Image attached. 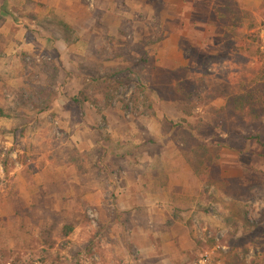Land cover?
<instances>
[{
	"label": "rangeland",
	"instance_id": "rangeland-1",
	"mask_svg": "<svg viewBox=\"0 0 264 264\" xmlns=\"http://www.w3.org/2000/svg\"><path fill=\"white\" fill-rule=\"evenodd\" d=\"M26 1L0 0V34L3 37L0 75L3 79L11 78L5 83L11 90L25 88L34 82L35 69L30 67L33 60L51 59L73 75L74 67L81 61L79 57L84 55L83 41L66 48L62 41L46 40V34L28 18L33 13L42 17L50 9H57L67 22L81 29L78 33L81 36L84 29L86 32L91 29V36L98 35L100 27L94 26L97 12L104 13L100 21L107 26L110 36L115 35L119 18L131 20L133 32L149 29L145 24L149 9L145 0H30L46 9L31 8ZM181 1L169 0L170 8L178 12ZM187 1L192 3L187 5L191 21L189 18L188 23H183L187 36L181 40V28L171 24L173 32L150 52L155 54L157 66L169 70L194 67L193 61L179 50V40L182 44L200 46L197 55L215 53L211 48L214 38L205 27L200 30L193 27L191 16L193 12L212 11L213 0ZM238 1L243 8L254 11L259 17L257 22L263 21L260 36L264 43V8L259 9L264 0ZM174 16L170 19L174 20ZM195 30L199 31L196 36ZM133 36L137 38L139 34L134 32ZM108 64L106 66H114ZM251 65L247 64L241 74L249 77ZM239 69L235 63L218 67L213 64L207 67L210 74L207 79L216 81L219 74L235 80L241 76L236 71ZM188 74L194 77L192 72ZM141 76L140 72H132L128 78L142 82ZM63 79L60 74L58 82ZM59 84L53 88L57 97L50 111L32 120L27 127L29 131L18 136L15 142L8 131L16 121L0 119V142L4 141L2 154L14 149L8 153L11 164L7 177L0 169V260L5 248L12 255L10 260L19 256L23 264L32 261L41 264L38 260H45V264H226L232 249L240 254L245 264L261 260L264 244L260 241L264 236L258 235V231L264 232V161L259 157L258 146L246 145L243 155L219 147L198 150L202 160L209 163L204 167L206 172L202 165L193 172L186 159L190 156V148L199 143L189 139L188 133L204 134V140L211 143L218 141L217 119L210 114L209 106L197 102L188 116L176 113L170 105L152 106L149 110L133 109L130 104L133 86L121 85L112 92V102L104 104L97 99L93 103L90 99L77 107L69 99L84 89L81 80L73 75ZM6 92L0 83V108L4 112L7 107L13 108L12 97ZM211 106L217 108L221 101ZM31 112L29 114H33ZM173 125L182 127L174 128ZM117 141L127 142L128 148L132 147L130 155L126 160H114L107 154L104 157L107 167L100 174L99 185L92 184L89 179L81 182L71 167L63 166L66 154H94L97 144L109 147ZM88 164L85 159L83 165ZM159 166L167 169L173 198L168 207L163 204L156 208L152 194H158L159 190H154L156 184L151 186V180ZM79 182L85 185L75 193L72 185ZM38 188L46 194L44 197L38 196ZM137 192L146 194L143 206H140V198L134 199ZM37 201V205H45L60 214L55 220L58 227L62 222L75 224L66 239L59 237L55 230L51 235L52 249L42 244L41 236L36 237L35 229L33 235H29L27 220L13 215L17 208ZM159 209L164 211L163 224L158 221ZM45 219L47 226L50 220L49 217ZM239 238L244 240V246H237L235 241Z\"/></svg>",
	"mask_w": 264,
	"mask_h": 264
},
{
	"label": "trees",
	"instance_id": "trees-1",
	"mask_svg": "<svg viewBox=\"0 0 264 264\" xmlns=\"http://www.w3.org/2000/svg\"><path fill=\"white\" fill-rule=\"evenodd\" d=\"M145 2L149 6L145 19V24H148L149 29H135L134 32L139 34L137 38L133 36L131 20L125 18L117 20L119 26L115 35H108L107 26L100 21L104 16L103 12L95 14L94 26H99L100 30L98 35L93 36L90 35L91 29L88 32L86 29L82 30L83 36L78 35L81 29L67 22L65 15L58 14L59 11L54 8L42 17L36 13L28 17L39 31L46 34V40L49 42L62 41L65 47L69 48L83 41L84 55L79 57L81 61L74 67L73 75L81 80L84 89L69 101L77 107L87 103L90 99L93 103L99 99L106 104L112 102L113 93L121 85H132L134 92L131 94L130 104L133 105V109L140 107L143 110H149L152 109V106L170 105L176 113L180 112L188 116L195 103H203L205 106H209L210 114L217 119L218 141L217 144L211 143L204 140V134H196L193 131L188 133L189 139L199 143V146L190 148L188 151L190 156L186 159L193 172L197 171L199 165H202L203 171L206 172L204 167L209 162L202 160L201 154H198V150H204L206 147H219L243 155L246 145L253 144L259 147L261 151L259 157L264 161V49H262L264 43L260 36V27L263 26V21L257 22L259 17L254 15V11L243 8L238 0H213L212 11L191 14V16L193 15V27H198V30L205 27L206 32L209 31L211 37L214 38V43H212L214 47L211 48L215 53L206 56L197 55L196 52L197 49H201L200 46H190L181 42L187 36L184 33L186 30L183 23H188L190 18L187 5L192 3L182 0L178 12H176L170 8L169 0H145ZM25 3L31 8L46 9L41 4L30 0ZM263 5L259 7L260 10L264 8ZM88 16L93 18L92 14H88ZM171 16H174L175 19H170ZM171 24L179 26L181 32L184 31L179 36L181 40H179L178 48L183 56H188L193 61V68L165 69L157 66L153 56L155 54L151 55L152 49L166 40L168 35L173 32V29L170 28ZM198 30L194 31V36L198 35ZM85 35L87 39H82ZM2 42L3 37L0 34V43ZM23 56L25 57V55ZM37 61L33 60L30 66L35 69L33 76L35 80L25 88L21 86L16 90H11L5 84L6 80L11 78L3 79L0 75V83L3 85L4 91L9 93L6 92L7 95L12 97L11 104L13 106L12 109L5 108L6 112L0 108V119L9 118L16 121L15 126L8 131L14 142L18 136L21 137L29 131L27 127L32 120L36 121L38 115L50 111L52 103L57 97L53 88L59 87V83L64 84L67 77L73 76L71 73L65 72L60 63L51 59ZM107 63H113L114 66H106ZM229 63L239 65L240 69L236 71L240 74L245 70L244 67H247V64H252L249 77L241 74L239 78L232 80L217 74L216 81L207 79V76H210L207 73V67L213 64H217L218 67ZM132 72H140L142 82L128 78ZM189 72H192L194 77L190 78ZM60 74L64 77L62 82H58ZM203 75L206 77L203 78ZM215 101H221V106L217 108L211 106ZM30 111L33 114H29ZM173 126L174 128L182 127L180 125ZM147 142L153 143L152 140ZM103 144H97L94 154H66L63 166L71 167L81 182L84 183L89 179L88 181L92 184L99 185L101 183L100 174H103L107 167L104 157L109 154L108 158L126 160L130 155L129 148H132H128L127 142L117 141L109 147H105ZM3 145L4 141H1L0 169L3 176L7 177L11 164L8 153L14 149H10L7 154L3 155ZM119 150L122 152L116 153ZM85 159L89 161L88 166L83 165ZM209 179L210 177L207 175L206 183L208 182V185L211 183L208 181ZM84 185L79 182L73 184L72 189L76 188L75 193H77ZM38 192V196L46 195L41 188H38ZM37 204L38 201L33 205L17 208L13 215L21 220H27L29 235H33V229H35L36 237L40 238L41 236L42 244L47 249H52L54 242L51 235L55 230L57 229L59 237L66 239L73 232L75 224L62 222L58 227L55 220L60 217V214H55L45 208V205ZM47 217L50 222L46 226L45 218ZM258 235L264 236L262 229L258 231ZM235 242L237 246H244L243 239L239 238ZM260 243L264 244V240ZM246 252L247 250L244 249V254ZM11 256L7 248L3 249L0 264H9V262L10 264H23L19 256L10 260ZM239 256L240 254L232 249L226 264H245L244 259ZM259 259L261 260L251 261L250 264H264V255ZM38 261L45 264V260ZM33 262L27 264H34Z\"/></svg>",
	"mask_w": 264,
	"mask_h": 264
},
{
	"label": "crops",
	"instance_id": "crops-1",
	"mask_svg": "<svg viewBox=\"0 0 264 264\" xmlns=\"http://www.w3.org/2000/svg\"><path fill=\"white\" fill-rule=\"evenodd\" d=\"M66 2H68V1H66ZM156 169H157V174L151 180V186L156 184V188L154 190H159L158 194H152L155 197L154 199H156V201L154 202L155 207L161 208V206H163V204H164V207H168V204H170L171 199L173 198V192H172L173 191V185H172L171 180L168 176V172H167V169L165 168V166H162V167L159 166V167H156ZM165 175H166V177H165ZM164 179H165V181H164ZM179 197H182V195H180ZM139 198H140V202L142 200V204L140 206H143V202L146 199V194H141V192H137V196L134 199L139 200ZM157 212H158L157 215L159 216L158 221L160 224H163L165 222V218H162L164 211L163 210L161 211L159 209ZM149 213H150V211H149ZM150 214L155 215L152 212ZM119 228L122 229V227H119Z\"/></svg>",
	"mask_w": 264,
	"mask_h": 264
}]
</instances>
